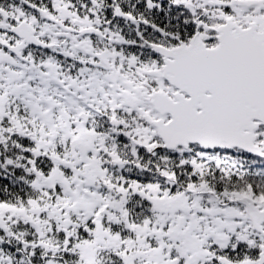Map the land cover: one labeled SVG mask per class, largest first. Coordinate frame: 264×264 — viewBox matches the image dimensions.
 <instances>
[{
  "label": "snow or ice",
  "instance_id": "6c2138e0",
  "mask_svg": "<svg viewBox=\"0 0 264 264\" xmlns=\"http://www.w3.org/2000/svg\"><path fill=\"white\" fill-rule=\"evenodd\" d=\"M0 264H264V0H0Z\"/></svg>",
  "mask_w": 264,
  "mask_h": 264
}]
</instances>
